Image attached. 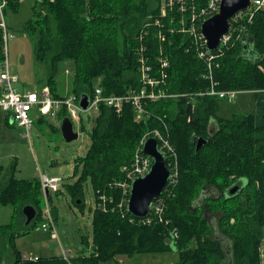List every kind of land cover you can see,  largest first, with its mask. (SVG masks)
<instances>
[{
	"label": "trees",
	"instance_id": "16d2710c",
	"mask_svg": "<svg viewBox=\"0 0 264 264\" xmlns=\"http://www.w3.org/2000/svg\"><path fill=\"white\" fill-rule=\"evenodd\" d=\"M20 1L6 0L5 17L8 11L17 12ZM206 2L195 0L194 10ZM162 6L163 0L34 1L32 17L22 32L35 40V60L50 63L52 70L38 89L46 86L54 98L62 97L57 92L56 74L60 64L69 62L73 75L68 94L90 97L98 82L104 95H125L143 86L138 76L142 56L158 81L155 89L168 97L144 101L146 117L141 121L135 120L130 104L120 113L99 107L88 131L90 146L74 160L75 181L65 185L71 203L80 211L85 206L87 182L96 203L90 237L81 236L83 249L73 257L23 259L15 240L27 235L42 217L43 198L39 179H17L12 167L0 183V205L13 209L12 222L0 225V264H5L3 245L13 256L11 264H109L120 256L132 259L166 253L177 254L176 264H261L264 9L232 18L229 41L209 53L214 57L206 62L209 54L199 57L206 49L187 32L190 7L180 12L175 4L162 16ZM243 44L248 46L245 50ZM1 47L0 28V59ZM160 57L167 60V69H160ZM208 65L217 90L252 94V112L220 116L223 100L204 94L209 89ZM65 117L62 110L59 118ZM80 127V132L87 130L83 123ZM48 128L52 130V126ZM153 130L167 136L175 149L178 179L174 187L165 186L160 197L164 200L162 221L146 225L131 216L125 204L119 207L123 192L117 185L124 181L123 168L131 166L140 139ZM198 139L206 143L196 152ZM232 188L236 191L231 195ZM101 197L105 198V212L100 208ZM27 205L35 209L36 218L23 232L15 233V217L21 216L25 222L22 208ZM116 207L119 209L113 210ZM50 210L56 221L53 207Z\"/></svg>",
	"mask_w": 264,
	"mask_h": 264
},
{
	"label": "rangeland",
	"instance_id": "374dc122",
	"mask_svg": "<svg viewBox=\"0 0 264 264\" xmlns=\"http://www.w3.org/2000/svg\"><path fill=\"white\" fill-rule=\"evenodd\" d=\"M34 1L21 0L17 12L14 14L8 11L5 17L8 29L13 36L8 42L7 60L13 72L18 76V83L16 84L18 90H38L39 83L45 85L52 71L50 63L43 65L35 60L33 47L35 40L22 32L24 23L32 17L31 7ZM71 75H73V71L69 62L58 66V73L56 74L58 94L62 96L68 94L67 92L70 91L69 82ZM95 86L100 87L98 82L95 83ZM219 100H223L219 112L222 117H229L232 113L242 114L253 111L251 93L235 92L232 100ZM98 111L99 109L88 112L89 114L78 112L79 120L81 118L82 121L80 124L75 123L73 125L74 131L78 133V138L70 143L63 141L59 126H56L54 131L48 133L47 131H50L49 126L43 127L35 124L31 131V144L25 140L26 146L18 144L14 146L16 140H19L16 128L6 127V129H0V183L8 175L12 167H14V177L17 179H39L40 175L62 179L58 183V193H49L51 201L50 209L53 207V212L56 216V221L53 222L55 235L50 234L49 231L43 232L40 228L41 224L47 219V212L45 215V202L42 195V217L40 216L37 224L28 230L29 233L27 235L15 240V245L22 253L24 260L35 256L29 252L43 257H50L51 255L60 256L65 260L67 257L62 254V250L68 252L69 257H73L83 249L81 236L90 237L91 211L96 207L90 183L87 182L85 187V206L82 211L71 203L70 197L65 190V185L72 184L75 181L72 178L74 160L77 157L85 155L90 146L88 131L92 128L93 119L97 117ZM47 122L49 124L53 123L52 120H48ZM82 123L87 126V130L84 132H80ZM160 134L162 133L160 132ZM174 153L177 163L178 159L175 149ZM100 205V208L103 209L102 212H105V205L102 202ZM114 209L118 210L119 208L116 207ZM48 213L53 219L52 211L50 210ZM12 216L13 209L10 206L0 205V225L10 224ZM15 221L16 224H14L15 228L13 232H23V218L16 216ZM3 246V260L5 264H11L13 256L8 246ZM259 251H261L259 255L261 256V264H264V241ZM176 258V253L160 255L142 254L132 259L120 256L116 258L115 263L109 264H176Z\"/></svg>",
	"mask_w": 264,
	"mask_h": 264
},
{
	"label": "built area",
	"instance_id": "2783aa9c",
	"mask_svg": "<svg viewBox=\"0 0 264 264\" xmlns=\"http://www.w3.org/2000/svg\"><path fill=\"white\" fill-rule=\"evenodd\" d=\"M221 0H207L205 6L200 10H194L195 0H163V6L161 7V15L164 16L166 8L172 10L174 5H178V11L183 12L187 6L192 10V15L190 17V27H188L187 32L191 35L194 41L198 42L200 48L206 49V42L201 35V24L208 18L212 17L219 11V5ZM249 6L245 13L252 14L258 10L264 9V0H249ZM6 5V0H0V28L2 32V47H1V63H0V112L6 113L11 116L13 123L18 127L22 132V137L31 144V131L34 128L35 122L37 119H48L52 120L54 126H59L61 120L59 119V113L64 110L65 114L71 120L72 124H80L82 119L78 116V112H93L97 111L101 105L113 109L114 112L120 113L123 106L130 104L133 107L135 113V120L140 121L146 117V110L144 109V101H157L159 99L167 98V94L160 90L155 89L158 85V81L151 76L152 69L147 64V59L140 57L138 59L139 67V81L143 84L139 90H132L127 92L125 95H104L103 90L99 86L93 88L92 94L88 97V106L85 110H82L79 101L80 97L77 98L73 94H67L62 97L54 98L50 93L49 87H42L41 89L34 90L32 92L22 93L20 92L16 84L18 83V76L13 72L9 66L7 55H8V42L13 38L11 32L8 29L4 8ZM243 13V12H242ZM241 14V13H240ZM239 15V14H238ZM237 16V15H236ZM200 25L197 27V25ZM155 24L158 25V21H155ZM198 30V31H197ZM182 31H186L182 29ZM160 39L163 40L162 36L159 35ZM230 39V34L224 35L220 41L219 45L226 44ZM144 48H141L140 51H143ZM208 51L200 52L199 57L204 58L208 55ZM214 56L208 55L206 62H209L213 59ZM160 63V69H167L168 62L163 58H158L157 60ZM208 65V74L209 78V89L206 94L207 96L232 100L235 92L234 91H220L216 89V82L213 81L211 77V67ZM89 114V113H88ZM163 133H167V128L163 126ZM155 139L157 141L158 151H160L166 158V165L170 171V177L166 186L174 187L177 184L178 172L177 164L175 159L174 149L169 143L167 136L160 134V131L153 130L147 132L141 139L137 150L134 151L133 162L130 167H124L125 179L123 182L118 183V187L123 192V197L119 207L122 204H125L127 208V203L129 199V193L131 190L132 182L137 179L147 175L151 169V164L153 163L152 159L144 155L142 152L143 146L148 139ZM62 179L54 177L49 178L45 175H40L39 182L42 195L45 202V215L47 212V219L44 223L41 224L40 228L43 232H50V234L55 235L54 220L49 215L51 201L47 197V193L57 192L58 183ZM165 188V187H164ZM161 197V196H160ZM159 199L153 204L150 208L149 214L144 218H138L139 223L149 225L153 221L161 222L162 215L164 212V200ZM101 202L104 204L105 198H100ZM44 215V217H45ZM132 221V220H131ZM173 229L172 235L174 238H177V232ZM62 254L68 259L69 254L66 251H62ZM27 260H37L36 256L27 258Z\"/></svg>",
	"mask_w": 264,
	"mask_h": 264
},
{
	"label": "water",
	"instance_id": "95a60500",
	"mask_svg": "<svg viewBox=\"0 0 264 264\" xmlns=\"http://www.w3.org/2000/svg\"><path fill=\"white\" fill-rule=\"evenodd\" d=\"M249 3V0H221L219 11L201 24L200 31L206 42V51L208 53L218 48L222 37L229 32L230 20L246 11ZM87 98L88 96L86 95L80 96L79 105L82 110H85L88 106ZM60 134L66 143H70L78 138V133L74 131L69 117L61 119ZM205 143V140L198 139L195 151L198 152L199 148ZM158 150L157 141L152 138L145 142L142 149V153L149 156L153 163L151 164L149 173L144 178H137L131 184L127 212L136 218H144L149 214L151 206L162 195L164 187L169 178H171L170 171L166 165V158ZM235 191L236 189L232 188L229 194L232 195ZM47 197L50 199L48 193ZM22 214L25 218L24 226H28L36 218L35 209L29 205L22 208ZM215 234L218 236L217 230Z\"/></svg>",
	"mask_w": 264,
	"mask_h": 264
},
{
	"label": "crops",
	"instance_id": "0c3cea01",
	"mask_svg": "<svg viewBox=\"0 0 264 264\" xmlns=\"http://www.w3.org/2000/svg\"><path fill=\"white\" fill-rule=\"evenodd\" d=\"M20 92H22V93H26V92H32V91H27V90H25V89H21V90H19ZM39 121V120H38ZM35 122V124H39V125H41V126H52V130L50 129V131H47L48 133H50V132H52V131H54L55 129H56V126H54L52 123L51 124H49L47 121H48V119H46V118H44L42 121H39V122ZM6 127H11V128H16V130H17V137L19 138V140L17 141L16 140V142H15V144H14V146L16 145V144H18V145H20V146H26V143H25V139L22 137V132H21V130L18 128V127H16L15 126V124L13 123V121H12V118H11V116H9L8 114H6V113H3V112H0V129H2V128H5L6 129ZM58 127V126H57ZM62 251H64V250H62ZM29 253H31V254H33V255H35V256H39V255H37V254H35V253H32V252H29Z\"/></svg>",
	"mask_w": 264,
	"mask_h": 264
},
{
	"label": "flooded vegetation",
	"instance_id": "af4514ba",
	"mask_svg": "<svg viewBox=\"0 0 264 264\" xmlns=\"http://www.w3.org/2000/svg\"><path fill=\"white\" fill-rule=\"evenodd\" d=\"M247 47H248L247 45L243 44V48H244V50H245Z\"/></svg>",
	"mask_w": 264,
	"mask_h": 264
}]
</instances>
